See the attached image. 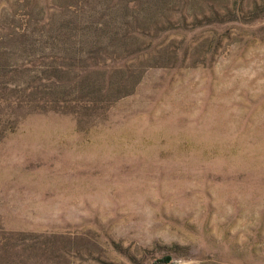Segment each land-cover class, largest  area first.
<instances>
[{
    "label": "rangeland",
    "instance_id": "obj_1",
    "mask_svg": "<svg viewBox=\"0 0 264 264\" xmlns=\"http://www.w3.org/2000/svg\"><path fill=\"white\" fill-rule=\"evenodd\" d=\"M0 264H264V0H0Z\"/></svg>",
    "mask_w": 264,
    "mask_h": 264
}]
</instances>
